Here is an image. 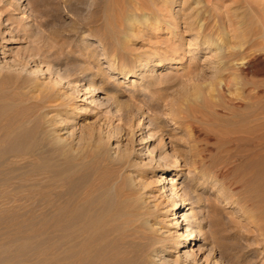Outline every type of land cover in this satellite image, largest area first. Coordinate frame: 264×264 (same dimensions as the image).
Returning a JSON list of instances; mask_svg holds the SVG:
<instances>
[{
  "label": "rangeland",
  "instance_id": "obj_1",
  "mask_svg": "<svg viewBox=\"0 0 264 264\" xmlns=\"http://www.w3.org/2000/svg\"><path fill=\"white\" fill-rule=\"evenodd\" d=\"M50 1L0 0V125L4 126H0L3 130H0V147L3 140L6 142L0 148V157L4 156L0 159V202L8 203L5 207L0 206V264H77L79 261L84 264L83 252L77 256L78 261L72 259L70 249H67L66 222L78 216L75 218L78 220L72 221L82 224L87 220L88 229L87 226L85 229L89 230L102 206L105 210L112 209L113 226L102 229L101 223L100 230L97 227L89 230L97 228L98 238L106 245L96 251L90 244L92 249L86 253L89 255L87 264H116V260L123 264L129 256L137 261L126 264H138V261L145 264L144 256L135 255L136 242L127 236L131 226L138 225L143 219L153 224L157 232L156 237L152 236L162 240L165 251L158 254L159 257H151V264H264L262 149L258 147V141L252 143L246 136L248 127L258 124L264 117V0H157L154 11L165 16L169 8L175 26L160 25L156 31L146 30L131 42L111 40L107 36L105 21L97 20L93 0L79 5L86 7L79 17L65 6L64 0ZM197 30L200 32L196 33ZM209 33L222 37L227 34L232 47L243 44L244 57L253 56L247 71L238 80L245 79L242 83L246 85L240 101L233 97L227 104V98L216 88L220 102L213 103L215 107L208 102V107L200 105L207 101L210 85L215 88L220 77L214 70L215 64L209 63L207 52L202 50L206 47L202 36ZM119 46H124L125 51L120 50L122 58L119 63L110 61L108 56L112 47ZM143 55L145 60L150 59L145 71L139 73L143 75L126 78L120 73L122 67L136 65L137 57ZM236 68L232 69L235 74L238 73ZM89 83H93L95 92L84 95ZM127 85L132 88L127 89ZM255 94L258 98L253 97ZM193 102L196 107L203 106L205 116H198L196 120L185 118L187 110L193 108ZM75 104L81 109L80 114L70 119L68 129L64 130L60 117ZM186 121L190 122L189 129L182 125ZM60 137V147L54 146L56 144L51 142ZM35 141L39 143L38 147ZM65 143L71 148L66 147L63 151L60 148L68 146ZM70 149L73 150L71 154ZM121 155L124 161L119 160ZM9 175L12 178L9 179ZM165 177L171 182L164 185L163 190L162 178ZM123 179L133 183L131 202L127 200L129 195L124 200L117 193ZM168 188L173 189L181 209L175 212L169 209L163 214L159 202ZM63 191L70 193L69 196L74 191L73 198H67L68 202L57 199L66 195ZM76 198L81 199L80 202ZM120 199L127 200V204H122ZM58 200L64 206L63 211L55 204ZM69 201L76 207L71 208L75 216L70 214L69 217L67 213L72 205L66 204ZM133 201H142V211L147 209L149 212L138 215L141 218L126 217V221L121 213L127 209L122 207ZM80 203L81 210H76ZM85 203L89 209L85 208ZM93 210H96L95 214ZM113 212L120 213V217L115 213L113 216ZM53 213H57L58 221L53 219L55 223ZM84 213L89 215L86 216L88 219ZM73 222H70L72 227ZM58 224L63 228L61 244L55 236ZM79 224L73 228L81 229ZM189 230L197 237L184 248L173 247L181 240L182 233ZM111 239H115L114 243ZM156 245L155 248H160ZM168 249L171 250L166 252ZM95 255L103 258L102 261L97 256L101 261L98 262Z\"/></svg>",
  "mask_w": 264,
  "mask_h": 264
},
{
  "label": "bare ground",
  "instance_id": "obj_2",
  "mask_svg": "<svg viewBox=\"0 0 264 264\" xmlns=\"http://www.w3.org/2000/svg\"><path fill=\"white\" fill-rule=\"evenodd\" d=\"M37 2H38V0H36ZM50 1V0H49ZM65 2V6H67V7H69V9L72 11V13L74 14V15H76V16H81L82 15V10L84 11L85 9H86V7H80L79 5L80 4H85L87 1L86 0H64ZM94 1V5H95V8L97 9L96 11V13H95V15H97L96 17H97V20H104L105 21V28H106V32H107V36H109L110 38H111V40H116V39H123V40H129V42H131L134 38H137L138 37V35L140 34V33H143L144 31H146V30H155L156 31V29H158V28H160V25L162 26V25H167V27L168 26H170V25H174L175 26V22L173 21V18L174 17H172V11L171 10H169V8H168V10H167V12H166V14H164L165 16H162V15H160V14H163L162 12L160 13V12H157V11H154V4L157 2V0H93ZM168 1V0H167ZM44 2H45V0H44ZM51 2V1H50ZM44 4V3H43ZM46 4H47V2L45 3V6H46ZM50 4V3H49ZM37 6V5H36ZM39 6V5H38ZM47 7V6H46ZM50 8H51V5H50ZM49 8V9H50ZM171 9V8H170ZM46 10L47 9H45L44 11H45V13H46ZM43 11V12H44ZM69 11V10H68ZM166 11V10H165ZM45 13H44V15H45ZM51 13H53V12H51ZM59 13V12H58ZM50 15V14H49ZM48 15V16H49ZM50 17V16H49ZM95 17V18H96ZM97 22V21H96ZM101 23V22H100ZM168 23V24H167ZM91 24V23H90ZM98 24V23H97ZM91 25H93V24H91ZM204 25V24H203ZM99 26V25H98ZM101 26V25H100ZM104 26V25H103ZM171 27V26H170ZM91 28V27H90ZM95 28V27H94ZM98 28V27H97ZM96 28V29H97ZM202 28V23H201V25H200V29ZM101 29V28H100ZM196 30V29H195ZM96 31V30H95ZM202 31V30H201ZM197 32H200V31H196V33ZM224 32V31H223ZM212 33V32H211ZM214 33V32H213ZM199 34V33H198ZM205 34V33H204ZM210 34V33H209ZM220 34V33H219ZM141 35V34H140ZM139 35V36H140ZM197 35V34H196ZM227 35V34H226ZM225 35V37H222V36H219V35H217V34H210V35H204V36H202V41H203V43H205V46L206 47H204L202 50H205V52H207L206 54L209 56V57H207V58H209L210 59V61H209V63H213V64H215V71H216V74L217 75H219L220 77H218V79H217V83H215V85H216V87L214 88V86H211L210 85V87L208 88V91H207V93H206V97H207V101H205V102H203V104H200V105H206L207 106V102H208V104H211L212 103V105H213V103L215 104L216 102H220V100H219V97L215 94V92H216V88L218 89V91L220 92V93H222L221 94V96L222 97H226L227 99V101H226V103L228 104L229 103V101H230V103H231V101H233V97H234V99L236 98V99H241L240 97H241V95L244 93V90H245V84H243L244 82V80L245 79H243V81H238V80H240L239 78H241L240 76L242 75V74H244L246 71H247V69H248V67H249V63L251 62V58H253V56L251 57V56H248V57H244V53H243V51L244 50H242V46H243V44H241V45H239V46H233L232 47V45L230 44V40H229V38H228V36H226ZM243 36V35H242ZM105 37V36H104ZM242 38V37H241ZM138 39V38H137ZM233 40V39H232ZM240 40V39H239ZM239 42H241V41H239ZM105 45H107V44H105ZM121 45V44H120ZM116 46V45H115ZM121 47V49H119ZM122 47H124V46H119V47H112V50H111V54L108 56V58H109V60L110 61H112V62H118L119 63V60L122 58V56H121V52L122 51H125V50H123V48ZM250 47V46H249ZM252 48V47H251ZM125 49V48H124ZM120 50H122V51H120ZM247 54V53H246ZM252 55V54H251ZM145 58H146V56H139V57H137V64L136 65H130V64H128V65H126V66H124V67H122L121 68V70H120V73L121 74H123V76L124 77H126V78H133L134 76H136L137 74H139L140 72H144L145 71V66H146V64H147V61L148 60H150V59H148V60H145ZM237 67V68H236ZM233 68H236L237 70V74H235V70H233L232 71V69ZM152 74V73H151ZM227 74V75H226ZM249 74V73H248ZM139 75H143L142 73L141 74H139ZM149 77L150 76H152V75H148ZM246 76H248V75H246ZM225 78V79H224ZM227 80V81H226ZM242 80V79H241ZM243 82V83H242ZM251 82V81H250ZM249 82V83H250ZM93 83H89L88 85H86L85 86V93H84V95H87V94H91V93H94L95 92V90L93 89V85H92ZM255 85V84H254ZM251 86V85H250ZM253 87H255V86H253ZM35 88H37V86L35 87ZM126 88L127 89H131L132 87H131V85H127L126 86ZM251 88V87H250ZM253 89V88H252ZM257 89V88H256ZM35 90V89H34ZM250 90V89H249ZM248 90V91H249ZM48 91V90H47ZM42 93H43V91H42ZM44 93H45V91H44ZM50 94V93H49ZM45 95H47V93L45 94ZM259 95V94H258ZM47 96H49V95H47ZM250 96V95H249ZM52 97V96H51ZM56 97V96H55ZM254 98H256L257 97V94H255L254 96H253ZM46 98V97H45ZM50 98V97H49ZM53 98V97H52ZM224 98H221V99H223V100H225ZM258 98V97H257ZM243 99V98H242ZM248 100V99H247ZM47 101H49V100H47ZM237 101V100H236ZM240 101V100H239ZM246 101V100H245ZM50 102V101H49ZM112 103L113 104H115L116 103V100H112ZM194 103V102H193ZM248 103V102H247ZM256 103V102H255ZM255 103H254V105H255ZM195 104V103H194ZM193 104V108L191 109H189V110H187V112H186V119L187 118H192V119H198L200 116H201V118H202V115L205 113H203V106H197L196 107V104L194 105ZM205 106V107H206ZM209 106V105H208ZM207 106V107H208ZM214 106V105H213ZM123 107V106H122ZM204 107V108H205ZM206 107V108H207ZM215 107V106H214ZM222 107V106H221ZM236 107V106H235ZM253 107V106H252ZM238 108V107H237ZM209 109V108H208ZM244 109V108H243ZM253 109H254V107H253ZM80 108H78L77 107V104H75V105H73L69 110L67 109L66 111H63V113H62V115H61V117H60V123H61V126H63V124H64V130H66V129H68V124H70V122H69V120L70 119H72V118H74V117H78L79 116V114H80ZM10 112V111H9ZM182 112V111H181ZM210 112V111H209ZM237 112H239V111H237ZM264 112V111H263ZM243 113V112H242ZM255 113H256V111H255ZM262 113V112H261ZM261 113H259V114H261ZM42 114V113H41ZM184 114V113H183ZM215 114V113H214ZM210 115V114H209ZM235 115H237V114H235ZM246 116H247V114H245ZM244 115V116H245ZM199 116V117H198ZM204 116H205V114H204ZM241 116V115H240ZM245 116V118H248V117H246ZM249 116H251V115H249ZM3 117V116H2ZM39 117H40V115H39ZM45 117V116H44ZM179 117V116H178ZM178 117H177V119H178ZM207 117V116H206ZM184 118V117H183ZM255 118V117H254ZM31 119V118H30ZM36 119V118H35ZM43 119H45V118H43ZM209 119H212V118H209ZM241 119H242V116H241ZM252 119V118H251ZM10 120V119H9ZM40 120V119H39ZM46 120V119H45ZM245 120V119H244ZM248 120V119H247ZM250 120V119H249ZM44 121V120H43ZM246 121V120H245ZM251 121V120H250ZM249 121V122H250ZM35 122H36V120H35ZM41 122V121H40ZM232 122H233V120H232ZM248 122V121H247ZM37 123V122H36ZM243 123H244V121H243ZM254 123V122H253ZM252 122H251V124H253ZM8 124H10V123H8ZM40 124H42V122L40 123ZM44 124V123H43ZM250 124V123H249ZM2 125V124H1ZM0 125V126H1ZM16 125V124H15ZM180 125V124H179ZM182 125H184L186 128H188L189 129V127H191V125H190V122L189 121H186V122H184V123H182ZM3 126V125H2ZM230 126V125H229ZM4 127V126H3ZM12 127V126H11ZM15 127V126H14ZM246 127H248V125H246ZM6 128V127H5ZM232 128V127H231ZM7 129V128H6ZM19 129V128H18ZM22 129V128H21ZM237 129V128H236ZM1 130V129H0ZM9 130V129H8ZM24 130H26V129H24ZM48 130V129H47ZM1 131H3V130H1ZM0 131V132H1ZM60 131H62V130H60ZM17 132V131H16ZM242 132V131H241ZM4 133V132H3ZM7 133V132H6ZM10 133H11V131H10ZM9 133V134H10ZM40 133V132H39ZM61 133V132H60ZM229 133H230V131H229ZM233 133V132H232ZM17 134V133H16ZM33 134V133H32ZM64 133H62V134H60V135H63ZM231 134V133H230ZM1 135V134H0ZM4 135H5V133H4ZM3 135V136H4ZM12 135V134H11ZM15 135V134H14ZM17 135H19V134H17ZM42 135V134H41ZM48 135H50V133L48 134ZM56 135H58V134H56ZM59 135V136H60ZM229 135V134H228ZM236 135H238V133L236 134ZM239 135H240V133H239ZM2 136V137H3ZM21 136V135H20ZM25 136V135H24ZM232 136V135H231ZM244 136V135H243ZM246 136H247V138L253 143V142H256L257 143V141H258V144H259V146L258 147H260L261 149H262V159H263V167H262V170H263V172H264V117L260 120V122L258 121V124H256V125H253V126H251L250 128L248 127V129L246 130ZM11 137V136H10ZM9 137V138H10ZM16 137V136H15ZM55 137V136H54ZM233 137V136H232ZM242 137V136H241ZM241 137H240V139H241ZM4 138V137H3ZM6 138H8V136L6 137ZM246 138V139H247ZM11 139V138H10ZM9 139V141L10 142H12L11 140ZM235 139H238V137H235ZM240 139H238V141H240ZM247 139V140H248ZM3 139H1V141H2ZM14 140V139H13ZM18 140V139H17ZM41 140V139H40ZM233 140V139H232ZM8 141V143H10ZM15 141H16V139H15ZM14 141V142H15ZM20 141V140H19ZM19 141H18V143H19ZM58 141H62V138L60 137V138H58V139H56L55 138V140L53 139V142H51V143H55L56 145H54V146H59V144H60V142H59V144H58ZM66 141V140H65ZM237 141V142H238ZM241 141H245V140H242L241 139ZM249 141V143H251ZM2 142H4L5 143V145H6V142L3 140ZM13 142V143H14ZM36 142V141H35ZM46 142V141H45ZM47 142H49V141H47ZM64 142V141H63ZM73 142V141H72ZM235 142V141H234ZM3 143V144H4ZM16 143V142H15ZM21 143V142H20ZM20 143H19V145H20ZM51 143H49V145H51V146H53V144H51ZM251 143V144H252ZM2 144V145H3ZM37 144V146L36 147H38V144L39 143H35V145ZM243 144V143H242ZM245 144V143H244ZM2 145H1V149H2ZM12 145V144H11ZM33 145V144H32ZM31 145V146H32ZM61 145V144H60ZM65 145H68V146H65V148H63V146H62V148H60V149H63V151H65V149H66V147H70L71 148V145H69V144H66L65 143ZM4 146V145H3ZM10 146V145H9ZM13 146V145H12ZM28 145H26V147H27ZM41 146V145H40ZM39 146V147H40ZM225 146V145H224ZM7 148H8V145L6 146ZM29 147V146H28ZM42 147V146H41ZM40 147V148H41ZM60 147V146H59ZM73 147V146H72ZM258 147H257V150H258ZM10 149H12L13 150V148H11V147H9ZM22 148V147H21ZM20 147H19V149H21ZM76 148V147H75ZM86 148V147H85ZM85 148H83V149H85ZM254 148V147H253ZM26 149V148H25ZM33 149V148H32ZM41 149H43V147L41 148ZM51 149V148H50ZM247 149V148H246ZM8 150V149H7ZM11 150V151H12ZM29 150V149H28ZM67 150V149H66ZM69 150V149H68ZM71 150V149H70ZM256 150V149H255ZM15 151V150H14ZM39 151V150H38ZM41 151V150H40ZM62 150H61V152H63ZM73 150H71V152H70V154L71 153H73L72 152ZM75 151V150H74ZM77 151H79V150H77ZM81 151V150H80ZM79 151V152H80ZM92 151H93V149H92ZM92 151H91V153H92ZM258 151H260V150H258ZM1 152V151H0ZM13 152V151H12ZM17 152H18V150H17ZM26 152V151H25ZM33 152H34V150H33ZM35 152H37V150L35 151ZM43 152V151H42ZM90 152V151H89ZM16 152H14V154H15ZM39 153V152H38ZM65 153V152H64ZM63 153V154H64ZM69 153V152H68ZM75 153H76V151H75ZM74 153V154H75ZM78 153V152H77ZM85 153V152H84ZM91 153H89V154H91ZM260 153V152H259ZM30 154V153H29ZM34 154V153H33ZM69 154V155H70ZM79 154V153H78ZM95 154V153H94ZM93 154V155H94ZM121 154V153H120ZM18 155V154H17ZM21 155V154H20ZM32 155V154H31ZM35 155V154H34ZM46 155H47V153H46ZM53 155V154H52ZM62 155V154H61ZM65 156H67L68 154H64ZM76 155V154H75ZM87 155V154H86ZM255 155V154H254ZM259 155V154H258ZM3 156V155H2ZM1 156V157H2ZM29 156V155H28ZM72 156V155H71ZM77 157H78V155H76ZM96 156V155H95ZM0 157V159L2 160V158L4 157H2L1 158ZM37 157H39V156H37ZM53 157V156H52ZM62 157H63V155H62ZM73 157V156H72ZM87 157H88V155H87ZM110 157V156H109ZM260 157V159H261V156H259ZM18 158V157H17ZM64 158H66V157H64ZM103 158V157H102ZM101 158V159H102ZM255 158V157H254ZM21 159V158H20ZM26 159V158H25ZM74 159V158H73ZM78 159V158H77ZM103 159H106V158H103ZM112 159V158H111ZM111 159L109 160V161H111ZM116 159V158H115ZM260 159H258V160H260ZM114 160V159H113ZM112 160V161H113ZM119 160H123V158H122V155L120 156V158H119ZM29 161V160H28ZM124 161V160H123ZM30 162V161H29ZM75 162V161H74ZM77 162V161H76ZM82 162V161H81ZM85 162V161H84ZM117 162V161H116ZM121 162V161H120ZM107 163V162H106ZM110 163V162H109ZM114 163V162H113ZM122 163V162H121ZM2 164V163H1ZM11 164V163H10ZM71 164V163H70ZM75 164V163H74ZM86 164V163H85ZM120 164V163H119ZM124 163H122V165H123ZM7 165H9V164H7ZM80 165V164H79ZM90 165V164H89ZM117 165V164H116ZM125 165H126V163H125ZM9 166H11V165H9ZM21 166V165H20ZM75 166V165H74ZM73 166V167H74ZM124 166V165H123ZM122 166V167H123ZM0 167H2V166H0ZM13 167V166H12ZM19 167V166H18ZM72 167V166H71ZM125 167V166H124ZM5 168V167H4ZM16 168V167H15ZM77 168H78V166H77ZM149 168H151V166H149ZM8 169V168H7ZM70 171H71V168H68ZM67 169V170H68ZM87 169V168H86ZM151 169H153V168H151ZM8 170H11V167H9V169ZM19 170V169H18ZM22 170V169H21ZM21 170H19V171H21ZM85 170V169H84ZM24 171V170H23ZM30 171V170H29ZM69 171V172H70ZM87 171V170H86ZM76 172V171H75ZM1 173V172H0ZM7 172H5V174H6ZM10 173V172H9ZM16 173V172H15ZM18 173V172H17ZM16 173V174H17ZM25 173V172H24ZM28 173V172H27ZM57 173V172H56ZM64 173V172H63ZM77 173V172H76ZM8 174V173H7ZM6 174V175H7ZM15 174V175H16ZM19 174V173H18ZM59 174H61V172L59 173ZM0 175H2V174H0ZM27 175V174H26ZM65 175V174H64ZM69 175V174H68ZM128 175V174H127ZM132 175V174H131ZM8 176V175H7ZM6 176V177H7ZM10 176V175H9ZM12 176V175H11ZM9 177V179L10 178H12V177ZM56 176V175H55ZM70 176V175H69ZM122 176V175H121ZM133 176V175H132ZM31 177V176H30ZM57 177V176H56ZM60 177H62V174H61V176ZM64 178H65V176H63ZM161 177H163V176H161ZM72 178V177H71ZM1 180H2V178H0ZM6 179V178H5ZM7 179H8V177H7ZM27 179V178H26ZM57 179V178H56ZM55 179V180H56ZM59 179V178H58ZM164 181H163V184L161 185V187L163 188V190H164V185H169V183L171 182L170 180H169V178L168 177H165V178H162ZM80 180V179H79ZM124 181L122 182V183H119L120 184V186H119V188H118V192L117 193H119V195H120V197L121 196H123L122 198L124 199V198H126V196H128L129 195V197L130 198H128L127 200H129L130 202H131V200L130 199H133L131 196L132 195H134V193H133V183H132V181L130 180H125V179H123ZM59 181V180H58ZM60 181H61V178H60ZM94 181V180H93ZM136 181H138V180H136ZM135 181V182H136ZM116 182V181H115ZM8 183V182H7ZM22 184H23V182H22ZM44 184V183H43ZM75 184V183H74ZM82 184V183H81ZM4 185V184H3ZM68 184H66V186H67ZM95 185V184H94ZM97 185V184H96ZM113 185V184H112ZM115 185V184H114ZM117 185V184H116ZM14 186V185H13ZM64 186H65V184H64ZM73 186V185H72ZM72 186H70L69 188H71ZM100 186V185H99ZM106 186H108V185H106ZM3 187H5V186H3ZM54 187V186H53ZM60 187V186H59ZM140 187V186H139ZM2 189V188H1ZM14 189V188H13ZM43 189V188H42ZM112 189V188H111ZM110 189V190H111ZM6 190V189H5ZM5 190H3L4 192H5ZM59 190V189H58ZM74 190V189H73ZM102 190V189H101ZM114 190V189H113ZM135 190V189H134ZM166 190V192L165 193H163V195H162V198H161V200H160V205L159 206H161L162 207V209H163V214H166L168 211H170L169 209H171V212H175V211H178V210H180L181 209V207L179 206V203H177L176 201H175V199H176V194L174 193V191H173V189H165ZM8 191V190H7ZM6 191V192H7ZM13 191V190H12ZM48 191V190H47ZM66 191H67V189H66ZM66 191H63V192H66ZM84 191H85V189H84ZM3 192V193H4ZM5 192V193H6ZM16 192V191H15ZM36 192V191H35ZM57 192V191H56ZM70 192V191H69ZM68 192V193H69ZM74 192V191H73ZM73 192H72V194H71V196H69V194H67V192H66V195L64 194V196H63V194H62V192H61V197L60 198H57V196H58V194H57V196H56V198L57 199H65V202H68V200L70 199L71 200V198L70 197H72L73 196ZM104 192V191H103ZM110 192V191H109ZM259 192V191H258ZM1 193V192H0ZM2 193V194H3ZM8 193V192H7ZM49 193V192H48ZM98 193V192H97ZM110 193H112V192H110ZM109 193V194H110ZM114 193H115V191H114ZM60 194V193H59ZM77 194V193H76ZM83 194V193H82ZM81 194V195H82ZM92 194V193H91ZM106 194V193H105ZM7 195V194H6ZM5 195V196H6ZM10 195V194H9ZM75 195V194H74ZM118 195V194H117ZM139 195V194H138ZM4 196V195H3ZM11 196V195H10ZM13 196H14V194H13ZM45 196V195H44ZM60 196V195H59ZM58 196V197H59ZM69 196V197H68ZM76 196V195H75ZM78 196V195H77ZM87 196V195H86ZM98 196H99V194H98ZM97 196V197H98ZM106 196V195H105ZM125 196V197H124ZM28 197H29V195H28ZM66 197V198H65ZM101 197V196H100ZM113 197V196H112ZM111 197V198H112ZM119 197V198H120ZM134 197V196H133ZM9 198V197H8ZM26 198V197H25ZM31 198V197H30ZM67 198H69V199H67ZM73 198V197H72ZM78 198V197H77ZM76 198V200H78ZM83 198V197H82ZM138 198V197H137ZM36 199V198H35ZM35 199H33V200H35ZM45 199V198H44ZM85 199V198H84ZM97 199V198H96ZM98 199H99V201H100V199L101 198H99L98 197ZM104 199H106V198H104ZM32 200V199H31ZM37 200H39V198L37 199ZM55 201H56V199H54ZM79 200H81V199H79ZM78 200V201H79ZM83 200V199H82ZM89 200H90V198H89ZM125 200V199H124ZM126 200V201H127ZM135 200V199H134ZM30 201V200H29ZM28 201V202H29ZM36 201V200H35ZM41 201V200H40ZM40 201H37V202H40ZM52 201V200H51ZM55 201H54V203H55ZM59 202L57 203H55V204H59L60 203V200H58ZM75 201V200H74ZM85 201V200H84ZM88 201V200H87ZM94 201H96V200H94ZM105 201V200H104ZM113 201V200H112ZM120 201H122L121 199H120ZM126 201H122V204H124V202L127 204V202ZM129 201H128V203H129ZM13 202V201H12ZM71 201H69V203H66V204H72V205H69L70 207V210L68 211L67 210V213H69V217H70V214H72L71 216H75L74 215V212L72 211V213H71V208H72V206L74 205L72 202L70 203ZM80 202V201H79ZM89 202V201H88ZM97 202V201H96ZM108 202V201H107ZM134 203H132V204H128V206L127 205H124V207H122V208H124V209H127L126 211L128 212H125L124 210H122L123 212L122 213H125V215L124 214H122L121 213V215H123L124 217H125V219H126V217L128 218L129 216L131 217H137L138 215H144V214H148V212H149V210H147L146 208H148V207H145V211H142L143 209H142V207H144V206H142V201H140V202H135V201H133ZM14 203H16L15 201H14ZM41 203H42V205H43V202L41 201ZM41 203H38V206H39V204L41 205ZM63 203V200L61 201V204ZM75 203V202H74ZM93 203V202H92ZM95 203V202H94ZM98 203H101V201L100 202H98ZM116 203V202H115ZM261 203L262 204H264V185H263V194H262V196H261ZM5 204H8L7 202H0V206H4ZM36 204V203H35ZM34 204V205H35ZM46 204V203H45ZM64 204V203H63ZM62 204V205H63ZM65 204V205H66ZM106 202H105V206H106ZM119 204V203H118ZM76 205V204H75ZM82 205V203H80L79 204V206H78V204H77V207H79V208H77L76 210H81V208L80 207H82L81 206ZM84 205V204H83ZM90 205H93V204H90ZM95 205V207L94 208H96V203L94 204ZM109 205V204H108ZM107 205V206H108ZM111 205H112V203H111ZM36 206V205H35ZM57 206H59V207H57V208H59V211L62 209V207H64V206H61L60 204L59 205H57ZM67 206V205H66ZM65 206V208L67 209L68 207H66ZM85 208H87L88 206H87V204L85 203ZM115 206H117V205H115ZM114 206V207H115ZM120 206V205H119ZM123 206V205H122ZM145 206H147V205H145ZM5 207V206H4ZM43 207V206H42ZM45 207V209L47 208L46 206H44ZM54 207V206H53ZM98 207H99V205H98ZM97 207V208H98ZM103 207V206H102ZM101 207V208H102ZM38 208V207H37ZM40 208V207H39ZM55 208H56V206H55ZM68 208V209H69ZM73 208L75 209L76 207H74L73 206ZM72 208V209H73ZM85 208L84 209H82L84 212H85ZM101 208H99V210L98 209H96V210H98L97 212L98 213H96V217H95V219H94V221H93V219H92V222H94V223H92V225L89 227L90 229L89 230H91V229H93V227L95 228V227H97V228H99V230H100V227L103 229V226H104V228H107V230H108V228H111L113 225L111 224V223H113L112 222V220L110 219L111 217V215H112V209L111 210H108V209H106L105 210V208L103 207V209L102 210H104V211H102L101 210ZM108 208V207H107ZM109 208H110V206H109ZM115 208H117V207H115ZM31 209V208H30ZM53 209V208H52ZM87 209H89V207L87 208ZM119 209V208H118ZM117 209V210H118ZM137 209V210H136ZM150 209V208H149ZM41 210H43V209H41ZM54 210V209H53ZM58 210V209H57ZM76 210H75V213H76ZM95 210V211H96ZM101 210V211H100ZM129 210V211H128ZM134 210H136V211H134ZM49 211V210H48ZM59 211H58V213H59ZM61 211H63V210H61ZM87 211V210H86ZM95 211L93 210V212H94V214H95ZM114 211V210H113ZM120 211V210H119ZM38 212V211H37ZM55 212H56V209H55ZM67 213H66V218H67ZM83 213V212H82ZM89 213H90V211H89ZM114 213L115 212H113V216H115L114 215ZM127 213V214H126ZM40 214V213H39ZM50 214H52L51 213V210H50ZM53 214H55V215H53V217L54 218H52V220L53 219H55V220H57L56 219V217H57V213H53ZM62 214V213H61ZM78 214V213H77ZM85 214H87V213H84V217L86 218V219H88L87 217L89 216H85ZM91 214V213H90ZM115 214H117V213H115ZM120 213H118L117 214V216L119 215ZM48 215V214H47ZM60 215V214H59ZM152 215V214H151ZM150 215V216H151ZM29 216H30V214H29ZM51 216V215H50ZM56 216V217H55ZM92 216H94V215H92ZM123 216H121V218H123ZM27 217V216H26ZM41 217H43V216H41ZM47 217H49V216H47ZM68 217V218H69ZM78 218V216H75V218ZM80 217V216H79ZM83 216H82V219L84 218ZM118 217H120V216H118ZM139 217V216H138ZM28 218V217H27ZM31 218V217H30ZM51 218V217H50ZM71 218H73V217H71ZM71 218H69V219H71ZM72 219L73 221H76V220H78V219ZM84 218V219H85ZM93 218V217H92ZM120 218V219H121ZM139 218H141V217H139ZM26 219V218H25ZM39 219H41V218H38V220ZM49 219V218H48ZM60 219V218H59ZM113 219V218H112ZM124 219V220H125ZM49 220H51V219H49ZM68 219H66V221H67ZM70 221V222H73V221ZM132 220V219H131ZM138 220V219H137ZM136 220V221H137ZM140 220V219H139ZM58 221V220H57ZM62 221V220H61ZM126 221H127V219H126ZM125 221V222H126ZM129 221V220H128ZM133 221V220H132ZM135 221V222H136ZM39 222H42V221H39ZM69 222V221H68ZM66 222L67 223V234H65V235H67V237H66V239H68V243H69V248H67L69 251H70V253H71V255L73 256V258L72 259H76V260H78L77 259V256H79V254H80V252H83L82 253V255L83 254H85V256H84V258L82 259V262L84 263V264H87V262H88V258H89V255H87L86 253H88V251L89 250H91L92 249V246H89L90 244L91 245H93V247H94V249L97 251V249H103V247H104V245H106V243L104 244L103 243V241L100 239V237L98 238V236H97V228L94 230V231H89V230H87L88 229V223H87V220L86 221H83V223L81 224V221L79 222H77V224H79V225H81L80 227H81V229H74L73 227L74 226H76L77 224L75 223V222H73V223H75V224H73L74 226L72 227L71 226V223L69 222ZM116 222V221H115ZM121 222V221H120ZM123 222V221H122ZM43 223H44V221H43ZM53 223H55L54 222V220H53ZM62 223V225H64V223H63V221L61 222ZM101 223H102V225H101ZM126 223H129V222H126ZM120 224V223H119ZM131 224V223H130ZM129 224V225H130ZM138 225H133V226H131V227H133V228H131V230H129V234L127 235L128 237L129 236H131L130 238H132V239H134V242H136V244H137V246H135V247H137L136 249V251H137V253L135 254V255H139V256H144L145 257V259H142L141 257V259L144 261V262H146L145 264H151V257H156V256H158L159 257V255L158 254H161L162 255V253H164L165 251H164V247H162L161 246V244H162V240H160V239H155L154 237H156V234H155V232H157L156 231V229L151 225V224H149V221L148 220H142L140 223H137ZM66 225V224H65ZM101 225V226H100ZM124 224H122V226H123ZM128 225V224H127ZM58 227H57V231H55L56 232V240H58V242H59V244H61L60 242H62L63 241V239H61V237H62V230H63V228H62V226L60 225V224H58L57 225ZM87 226V227H86ZM99 226V227H98ZM121 226V225H120ZM135 226V227H134ZM78 227V226H77ZM85 227L87 228V229H85ZM114 227H116V226H114ZM126 227V226H125ZM54 228V227H53ZM70 228V229H69ZM116 228H119V226L118 227H116ZM122 228V227H121ZM127 228V227H126ZM114 229V228H113ZM122 230H124V229H122ZM127 230V229H126ZM112 231V230H111ZM54 232V231H53ZM54 232V233H55ZM65 232V231H64ZM116 232H117V230H116ZM111 233V232H110ZM113 233H115V231L113 230ZM113 233H111V235L113 234ZM115 234H117V233H115ZM122 234V233H121ZM155 234V235H154ZM154 237H153V236ZM93 236H96V237H94V240L92 239L93 238ZM117 236V235H116ZM115 236V237H116ZM126 236V237H127ZM44 237H46V236H44ZM110 237V236H109ZM108 237V238H109ZM112 237V236H111ZM110 237V238H111ZM122 237V236H121ZM125 237V236H124ZM128 237L126 238V239H128ZM197 237V234L196 233H194L192 230H189L188 232H186V233H182V235H181V240L180 241H178L177 243H176V245L175 244H173L172 246L174 247H177V248H184L185 247V244H187V243H190L191 241H192V239H195ZM109 238V239H110ZM113 238V237H112ZM120 238V237H119ZM123 238V237H122ZM122 238H120L121 240H123ZM158 238V237H157ZM60 239H61V241H60ZM65 239V238H64ZM126 239H124V240H126ZM162 239V238H161ZM92 240V241H91ZM123 240V241H124ZM131 240V239H130ZM136 240V241H135ZM65 241V240H64ZM67 241V240H66ZM111 241H113L112 239H111ZM111 241H109V242H111ZM114 241H115V239H114ZM114 241L113 242H111V243H114ZM106 242V241H105ZM108 242V243H109ZM67 242H65V244H66ZM119 243H120V240H119ZM122 243L123 242H121V245H122ZM164 243V242H163ZM64 244V243H63ZM129 244V242L127 243V245ZM132 244H133V242H132ZM156 244H158V245H160V248H155L157 245ZM114 245V244H113ZM130 245V244H129ZM129 245L127 246V247H129ZM156 245V246H155ZM58 246V245H57ZM59 246H61V245H59ZM67 246V245H66ZM88 246L90 247V248H88ZM107 246H109V245H107ZM123 246V245H122ZM110 247V246H109ZM133 247V246H132ZM134 247V248H135ZM62 248V247H61ZM66 248V247H65ZM64 248V249H65ZM163 248V249H162ZM67 249H65V250H67ZM117 249H119V248H117ZM122 249V248H121ZM58 250V249H57ZM94 250V251H95ZM115 250V249H114ZM124 251H125V249H123ZM127 250V249H126ZM130 250V249H129ZM171 249H168V250H166V252H169ZM121 251V250H120ZM135 251V252H136ZM62 252V251H61ZM68 252V251H67ZM93 252V251H92ZM91 252V253H92ZM99 252V251H98ZM116 252V251H115ZM59 253V252H58ZM65 253V252H64ZM100 253V252H99ZM98 253V254H99ZM101 253H102V251H101ZM105 253V252H104ZM107 253H110V251L109 252H107ZM122 253V252H121ZM124 253V252H123ZM134 253V252H133ZM69 254V253H68ZM106 254V253H105ZM114 254V253H113ZM118 254H119V252H118ZM118 254L116 255V256H118ZM168 254H170V253H168ZM82 255H81V257H82ZM91 255H93V253L91 254ZM103 255V254H102ZM108 255V254H107ZM106 255V256H107ZM110 255V254H109ZM109 255H108V257H109ZM134 255V256H135ZM137 255V256H138ZM71 256V257H72ZM96 256V255H95ZM95 256H92V257H95ZM98 257H99V255H97ZM97 256H96V258H97ZM104 256V255H103ZM132 256V255H131ZM136 256V257H137ZM138 256V257H139ZM88 257V258H87ZM102 257V256H101ZM114 257V256H113ZM119 257H120V255H119ZM124 257V256H123ZM126 257V256H125ZM143 257V258H144ZM116 258H118V257H116ZM121 258V257H120ZM71 259V260H72ZM99 259H100V257H99ZM98 258L96 259L97 261L99 260ZM103 259V258H102ZM102 259H100L101 261H102ZM108 259V258H107ZM112 259V258H111ZM111 259H108L109 261L111 260ZM124 259V258H123ZM96 260H94L93 259V261H96ZM99 260V261H100ZM105 260H106V258H105ZM104 260V262H107V261H105ZM113 260H114V258H113ZM120 260V259H119ZM134 260V257L133 258H131L130 259V256H129V259H127V258H125V260H123V262L126 264V262L128 261L129 263L130 262H132ZM79 261V260H78ZM96 261V262H97ZM98 261V262H99ZM100 261V262H101ZM115 261V260H114ZM113 261V262H114ZM122 261V260H121ZM136 261H137V259H136ZM135 261V262H136ZM80 262V261H79ZM79 262H77V264H79ZM112 262V261H111ZM112 262V263H113ZM134 261H133V263H135ZM139 263L141 262V261H138ZM89 263V262H88ZM95 263V262H94ZM102 263V262H101ZM101 263H99V264H101ZM107 263H109L110 264V262H107ZM116 264H118V261L116 260V262H115ZM123 263V264H124ZM138 263V264H139ZM143 263V262H142ZM82 264V263H81ZM90 264H92V262L90 263ZM98 264V263H97ZM102 264H104V263H102ZM121 264H122V262H121ZM154 264V263H153ZM160 264V263H159Z\"/></svg>",
  "mask_w": 264,
  "mask_h": 264
}]
</instances>
